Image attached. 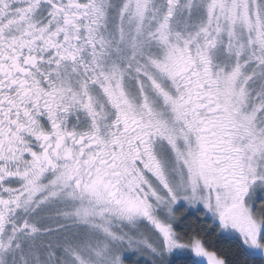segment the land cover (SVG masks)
<instances>
[{
	"label": "snow or ice",
	"instance_id": "obj_1",
	"mask_svg": "<svg viewBox=\"0 0 264 264\" xmlns=\"http://www.w3.org/2000/svg\"><path fill=\"white\" fill-rule=\"evenodd\" d=\"M0 264H264V0H0Z\"/></svg>",
	"mask_w": 264,
	"mask_h": 264
},
{
	"label": "trees",
	"instance_id": "obj_2",
	"mask_svg": "<svg viewBox=\"0 0 264 264\" xmlns=\"http://www.w3.org/2000/svg\"><path fill=\"white\" fill-rule=\"evenodd\" d=\"M210 239H214V237H212L211 233L209 234ZM233 251H235V249L233 248Z\"/></svg>",
	"mask_w": 264,
	"mask_h": 264
}]
</instances>
